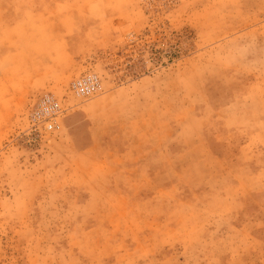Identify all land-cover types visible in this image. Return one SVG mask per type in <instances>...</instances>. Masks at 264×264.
<instances>
[{
  "label": "rangeland",
  "instance_id": "1",
  "mask_svg": "<svg viewBox=\"0 0 264 264\" xmlns=\"http://www.w3.org/2000/svg\"><path fill=\"white\" fill-rule=\"evenodd\" d=\"M0 264H264V0H0Z\"/></svg>",
  "mask_w": 264,
  "mask_h": 264
}]
</instances>
